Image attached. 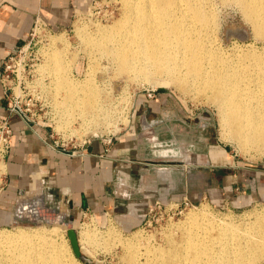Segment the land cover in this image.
Returning <instances> with one entry per match:
<instances>
[{
	"label": "rangeland",
	"instance_id": "obj_1",
	"mask_svg": "<svg viewBox=\"0 0 264 264\" xmlns=\"http://www.w3.org/2000/svg\"><path fill=\"white\" fill-rule=\"evenodd\" d=\"M204 1L216 16L215 25H211L210 31L213 32V44L221 54L231 58L249 55L264 48V39L256 33L253 22L237 2ZM125 2L99 0L96 4L90 3L67 26L52 28L48 24L51 41L38 44L39 51L45 55L39 67L43 74L39 73L42 77L47 76L46 82L50 83L45 91L60 105L57 106L54 100L53 125L57 130L69 137L77 136L82 141L94 134L119 136L133 124L140 144L137 152L139 162L134 167L131 181L137 185L145 184V187L129 194L124 176L115 178L118 194L129 198L122 209L99 213L86 210L75 214L63 203H57V200H45L43 208L55 213L56 219L40 216L35 211L39 207L36 203L33 206L35 209L28 204L27 213L0 223V233H15L20 229L30 233L37 231L39 234L35 237L40 236L37 239L48 243L53 241L51 245L57 244L56 248H62V259L67 264H89L75 255L67 234L70 226L77 232L82 254L93 263L130 264L129 256L133 252L138 254V251H144L148 246H167L170 237L174 236L176 240H182V225L193 213H206L215 222L243 226L254 222L256 213L264 210V148L244 149L239 144L232 130L228 129L230 127L221 123L220 107L208 96L211 95L209 89L203 91L193 82L182 87V79H175L178 80L176 82L164 74L148 80L135 71L129 72L119 67L108 55L105 45L101 47L99 43L96 44L98 40L90 42L87 39L97 36L101 27L116 29V22L128 9ZM55 51H61L65 57L61 66L50 62L49 55ZM64 77L81 83L71 90L67 85H62L67 82ZM39 82L44 83L43 78ZM64 92H68L67 95ZM160 95L163 98L162 110L156 111L159 114H154V120H150L151 116L148 119L144 115L141 118L135 116L139 97L150 100ZM70 97L73 99L70 100ZM68 105L71 109L74 107L73 112L67 108ZM95 106H101V110H97L103 113L101 116L106 122L100 118L91 122L88 120L87 126L92 123L90 129L86 126L83 128L80 126L83 119L77 112L84 110L85 113H91L90 110H95ZM4 166L5 162L0 161V183L2 173L6 170ZM222 175L225 176L220 180ZM229 197L237 201L229 200ZM177 225L181 228L178 229ZM41 236L46 238L43 240ZM126 242H129L130 247ZM1 244L0 264H12L11 260L5 259L8 256L2 251L9 249L10 245L7 241ZM131 245L135 250L131 249ZM136 246L139 250H136ZM141 256L138 255L139 260L143 259V254Z\"/></svg>",
	"mask_w": 264,
	"mask_h": 264
},
{
	"label": "bare ground",
	"instance_id": "obj_2",
	"mask_svg": "<svg viewBox=\"0 0 264 264\" xmlns=\"http://www.w3.org/2000/svg\"><path fill=\"white\" fill-rule=\"evenodd\" d=\"M233 1L242 7L247 18L253 22L256 33L264 39V0ZM125 4H128V9L116 22V29L101 27L97 36L86 38L90 42L98 40L96 44L99 43L101 47L102 44L105 45L109 51L108 55L112 56L119 67L129 72L135 71L147 79L164 74L172 80L182 79V84L179 83L182 87L193 82L202 90L209 89L211 95L208 96L220 107L223 121L221 123L227 125V128L230 127L228 129L232 130L233 137L239 144L243 148H264V48L250 53L251 55H235L236 57L231 58L221 54L213 44V32L210 31L211 25H215L216 16L204 0H126ZM53 43L57 42L54 40ZM63 56L61 51H55L50 53L49 59L55 66H61L65 58ZM64 78L67 82L61 84L67 85L71 90L81 83ZM59 81L56 80L57 84ZM71 95L73 97V94ZM98 104L100 105L99 102ZM96 106L95 110H90L91 113H85L84 110L75 112L87 123L88 120H102V105L100 108ZM70 107L68 105L67 108L71 109ZM105 114L107 116V113ZM256 214L254 222L238 226L228 222H215L210 218L212 216L207 217L206 213H193L189 215L185 225H182V240H176V236H168L167 239L170 237V240L167 246H148L144 251H138V254L133 252L129 256V263L264 264V210ZM44 216L56 219L54 214L49 212H45ZM38 234L37 231L30 233L22 229L15 233H0V248L3 241L10 245L9 249L2 250L8 256L5 259L11 260L12 264H67L62 259V248H56L57 244L51 245L53 241L48 243L37 239L40 238L35 237ZM42 238L44 240L46 237L41 236ZM126 243L130 247L129 242ZM132 248L134 247L131 245ZM128 252L130 253V250ZM142 254L143 259L139 260L138 255Z\"/></svg>",
	"mask_w": 264,
	"mask_h": 264
},
{
	"label": "crops",
	"instance_id": "obj_3",
	"mask_svg": "<svg viewBox=\"0 0 264 264\" xmlns=\"http://www.w3.org/2000/svg\"><path fill=\"white\" fill-rule=\"evenodd\" d=\"M94 1L99 0H0V74L4 59L28 39L36 18L42 17L52 28L67 26ZM162 103L161 95L150 100L139 97L135 116L154 120ZM7 105L0 82V117L9 116L14 130L0 183V223L27 213L28 204L33 207L37 203V210L33 208L42 217L45 212L52 213L43 208L45 200H57L75 214L120 210L129 199L115 188L114 180L121 176L127 180L124 184L129 194L145 187L131 181L140 145L133 124L110 144L102 137L91 138L75 154H66L52 148L48 127L31 128L18 116H10ZM229 200L237 201L234 197Z\"/></svg>",
	"mask_w": 264,
	"mask_h": 264
},
{
	"label": "built area",
	"instance_id": "obj_4",
	"mask_svg": "<svg viewBox=\"0 0 264 264\" xmlns=\"http://www.w3.org/2000/svg\"><path fill=\"white\" fill-rule=\"evenodd\" d=\"M92 3L96 4L97 1ZM50 34L51 28L48 23L42 17L36 18L28 39L15 53L4 59L0 82L7 99L9 115L18 116L31 128L36 125L48 127L52 140L51 146L61 153L75 154L79 147L90 141L91 138L102 137L107 144H110L116 135L97 136L94 134L95 136L87 137L81 141L77 136H66L63 131L57 130L53 125L56 104L45 91L47 84L50 86V83L46 82L47 78L45 77L47 76H41L43 71H40L39 67L45 55L41 54L38 47L39 43L42 45L48 40L51 41V38L48 37ZM42 78L44 83L39 82ZM9 118V116L0 117L1 162H5L14 141V130ZM85 123L83 119L80 125L87 126ZM87 127L90 129V126ZM1 172L0 170V174Z\"/></svg>",
	"mask_w": 264,
	"mask_h": 264
},
{
	"label": "water",
	"instance_id": "obj_5",
	"mask_svg": "<svg viewBox=\"0 0 264 264\" xmlns=\"http://www.w3.org/2000/svg\"><path fill=\"white\" fill-rule=\"evenodd\" d=\"M67 234H68V237L70 239L71 246L73 248L75 255L84 262H88L89 264H95L89 258H87L85 255L82 254L81 246L79 243V238H78V235H77L75 228L70 226L67 229Z\"/></svg>",
	"mask_w": 264,
	"mask_h": 264
}]
</instances>
